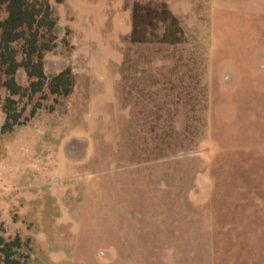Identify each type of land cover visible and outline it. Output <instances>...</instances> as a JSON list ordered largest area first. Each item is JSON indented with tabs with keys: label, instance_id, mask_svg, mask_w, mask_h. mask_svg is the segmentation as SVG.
<instances>
[{
	"label": "rangeland",
	"instance_id": "rangeland-1",
	"mask_svg": "<svg viewBox=\"0 0 264 264\" xmlns=\"http://www.w3.org/2000/svg\"><path fill=\"white\" fill-rule=\"evenodd\" d=\"M48 1L8 131L0 90V264H264V0ZM149 3L179 41H130Z\"/></svg>",
	"mask_w": 264,
	"mask_h": 264
},
{
	"label": "trees",
	"instance_id": "trees-1",
	"mask_svg": "<svg viewBox=\"0 0 264 264\" xmlns=\"http://www.w3.org/2000/svg\"><path fill=\"white\" fill-rule=\"evenodd\" d=\"M0 11L5 13L0 19V90L4 88L9 94L2 104L5 119L1 129L8 131L20 118V112L13 106V96L24 93V88L15 79V73L22 67L30 80L29 88L33 91L44 86L47 79L44 73V52L51 48L45 38L47 34H53L56 20L48 0H0ZM181 33L178 19L165 4L135 5L130 41L159 40L173 43L180 40L178 34ZM72 79L70 68L52 75L47 82L49 92L68 95ZM18 241L15 238L12 244Z\"/></svg>",
	"mask_w": 264,
	"mask_h": 264
}]
</instances>
